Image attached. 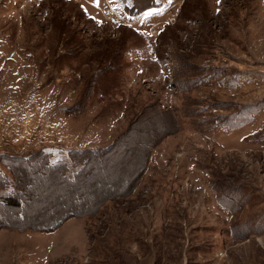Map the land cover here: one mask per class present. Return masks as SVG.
<instances>
[{
  "label": "rangeland",
  "instance_id": "obj_1",
  "mask_svg": "<svg viewBox=\"0 0 264 264\" xmlns=\"http://www.w3.org/2000/svg\"><path fill=\"white\" fill-rule=\"evenodd\" d=\"M155 1L0 0V264H264V0Z\"/></svg>",
  "mask_w": 264,
  "mask_h": 264
},
{
  "label": "trees",
  "instance_id": "obj_2",
  "mask_svg": "<svg viewBox=\"0 0 264 264\" xmlns=\"http://www.w3.org/2000/svg\"><path fill=\"white\" fill-rule=\"evenodd\" d=\"M121 2L125 3L124 4L125 9L131 14V12L129 11L130 7L127 5L126 0H121ZM151 2H156V1L155 0H150V3ZM154 6L155 5H151L149 7L145 6L146 8L143 7L141 9V11H139V12H144L145 10H147L149 8H152ZM81 152L82 151H74L73 153H71V155L69 154V157L71 158V161L73 159H75V157L72 158L73 157L72 154H74V156H76V157H85V159H86L87 156H85V153H81ZM87 152H89V151H87ZM89 154H90V157H95V156H99L102 153L96 154L94 151H90ZM8 157L12 158V159H17V157H15V156H8ZM19 159H17V160H19ZM40 163H44V162H39L38 164H40ZM56 165H58V166H56ZM30 166H31V168H30ZM46 166H47L48 169L49 168H51V169L53 168L54 171H57V172L60 171L62 176H63V178H66V179L70 180V182L75 181L78 172L80 170H82V168H83V166H81V164L77 165L75 162L69 165L65 160H64V165H61V167H60L58 161L49 163L48 162V158H47ZM33 168H34V164L33 165L27 164V166H25L24 169H26V170L30 169V171H31ZM9 170H10V172H12L11 169H9ZM53 170H51V171H53ZM23 172L21 171V175H24ZM0 183H3L2 185L6 186V187H0V188H3V191H4V192H1L2 193V198L0 199V203L4 204L6 206H9V207H11L13 209L19 208L17 213H18V215H21V213H20L21 212V208L20 207H21V204H22V200H21V197H20V192L16 193V190H14V188H10V187L7 186L8 180H7V176H5V175H3V178L0 177ZM18 191H21V189H19Z\"/></svg>",
  "mask_w": 264,
  "mask_h": 264
},
{
  "label": "crops",
  "instance_id": "obj_3",
  "mask_svg": "<svg viewBox=\"0 0 264 264\" xmlns=\"http://www.w3.org/2000/svg\"><path fill=\"white\" fill-rule=\"evenodd\" d=\"M12 118L13 117L11 116L9 119H6V123L3 126L0 125V148L4 145L8 146L9 144L15 147H24L29 143L33 146H38L39 144H44L45 135L48 133H54L52 130L48 131L47 134L46 132L43 135L36 134V137H34L33 131L37 128L39 122V120H36V117V121L27 118L20 120L16 119V121H14ZM34 124L35 126L33 127Z\"/></svg>",
  "mask_w": 264,
  "mask_h": 264
},
{
  "label": "snow or ice",
  "instance_id": "obj_4",
  "mask_svg": "<svg viewBox=\"0 0 264 264\" xmlns=\"http://www.w3.org/2000/svg\"><path fill=\"white\" fill-rule=\"evenodd\" d=\"M218 2H219V0H218Z\"/></svg>",
  "mask_w": 264,
  "mask_h": 264
}]
</instances>
